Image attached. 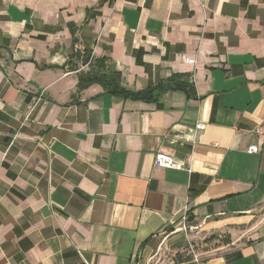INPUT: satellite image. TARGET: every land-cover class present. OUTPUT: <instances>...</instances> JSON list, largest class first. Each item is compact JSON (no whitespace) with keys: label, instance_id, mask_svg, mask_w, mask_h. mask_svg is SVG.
<instances>
[{"label":"crops","instance_id":"1","mask_svg":"<svg viewBox=\"0 0 264 264\" xmlns=\"http://www.w3.org/2000/svg\"><path fill=\"white\" fill-rule=\"evenodd\" d=\"M91 66L193 87L79 90ZM188 236L264 264V0H0V264H179Z\"/></svg>","mask_w":264,"mask_h":264},{"label":"trees","instance_id":"2","mask_svg":"<svg viewBox=\"0 0 264 264\" xmlns=\"http://www.w3.org/2000/svg\"><path fill=\"white\" fill-rule=\"evenodd\" d=\"M74 54L77 57L78 49L73 50ZM89 56V57H88ZM84 60L85 63H90V54ZM79 90L84 88L85 86L99 82L101 83L106 90L112 92L117 95H122L126 98L133 99H144V100H155L159 96V94L163 91L173 90V89H184L187 92L191 91V87H193V83L189 80L184 79L180 75H173L168 80L164 82H160L154 88H148L145 90L132 91L124 88L121 84V74L120 72H106L105 70L94 69L92 66L89 71L81 72L79 74Z\"/></svg>","mask_w":264,"mask_h":264},{"label":"built area","instance_id":"3","mask_svg":"<svg viewBox=\"0 0 264 264\" xmlns=\"http://www.w3.org/2000/svg\"><path fill=\"white\" fill-rule=\"evenodd\" d=\"M186 62L192 63V64H196L197 60L195 57H188L185 59ZM198 127H201L200 124H197ZM256 131L258 133H262L263 132V127L259 126L256 128ZM247 151L249 153H258L260 151V148L258 145L253 144L250 145L247 149ZM154 163L156 166L159 167H165V168H182L183 165L179 162H177L174 157L172 155H170L169 153L163 152V151H159L154 159ZM187 211L185 210L183 216H182V220H183V226L185 227V230L187 229L186 226V220H187ZM189 229H191V227H189ZM188 241H189V249H190V259H188L187 261L181 262L179 264H201L202 263V259L200 257V254L198 252H196L195 250V246L192 244L191 242V237L188 236Z\"/></svg>","mask_w":264,"mask_h":264}]
</instances>
